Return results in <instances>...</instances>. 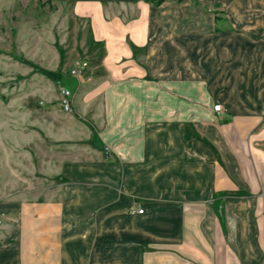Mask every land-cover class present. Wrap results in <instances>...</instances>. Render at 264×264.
I'll return each mask as SVG.
<instances>
[{
    "label": "crops",
    "instance_id": "obj_1",
    "mask_svg": "<svg viewBox=\"0 0 264 264\" xmlns=\"http://www.w3.org/2000/svg\"><path fill=\"white\" fill-rule=\"evenodd\" d=\"M57 1L102 73L95 153L0 201V264H264V0Z\"/></svg>",
    "mask_w": 264,
    "mask_h": 264
},
{
    "label": "rangeland",
    "instance_id": "obj_2",
    "mask_svg": "<svg viewBox=\"0 0 264 264\" xmlns=\"http://www.w3.org/2000/svg\"><path fill=\"white\" fill-rule=\"evenodd\" d=\"M182 1L153 5L166 10L167 3L180 6ZM195 1L189 7L202 9ZM44 2L15 0L0 6V201L55 199L60 166L95 153L86 123L100 122L101 99L89 101L86 95L102 82V73H94L87 56V26L70 4ZM210 7L202 12L213 13ZM215 9L218 19L221 12ZM158 52L165 58V49ZM76 59L87 62L79 78L67 74ZM191 66L197 73V65ZM60 87L70 92V111L60 105Z\"/></svg>",
    "mask_w": 264,
    "mask_h": 264
},
{
    "label": "built area",
    "instance_id": "obj_3",
    "mask_svg": "<svg viewBox=\"0 0 264 264\" xmlns=\"http://www.w3.org/2000/svg\"><path fill=\"white\" fill-rule=\"evenodd\" d=\"M87 67V62L82 59H76L72 62L67 74L71 77L79 78L83 75V72L85 68ZM60 93V105L64 109V111H70L71 110V103L69 98V90L65 87H60L59 89ZM213 110L215 112H220L222 110L220 104H216L213 106ZM106 151V148L104 149ZM137 213H142V209L138 208ZM0 223H1V217H0Z\"/></svg>",
    "mask_w": 264,
    "mask_h": 264
},
{
    "label": "trees",
    "instance_id": "obj_4",
    "mask_svg": "<svg viewBox=\"0 0 264 264\" xmlns=\"http://www.w3.org/2000/svg\"><path fill=\"white\" fill-rule=\"evenodd\" d=\"M147 3H151V4H154V5H160L164 0H143ZM178 1H181V0H178ZM104 154H106V151H104Z\"/></svg>",
    "mask_w": 264,
    "mask_h": 264
}]
</instances>
